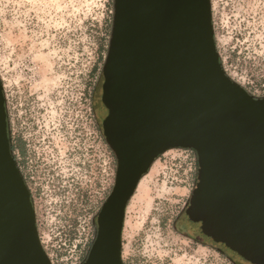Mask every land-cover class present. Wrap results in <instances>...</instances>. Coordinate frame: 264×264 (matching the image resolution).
<instances>
[{"label": "rangeland", "instance_id": "1", "mask_svg": "<svg viewBox=\"0 0 264 264\" xmlns=\"http://www.w3.org/2000/svg\"><path fill=\"white\" fill-rule=\"evenodd\" d=\"M216 48L230 79L264 97V0H210ZM113 0H0V80L8 130L33 194L48 258L79 261L112 182L101 136L102 68ZM197 180L193 150L170 149L127 204L123 264H247L202 243L183 219Z\"/></svg>", "mask_w": 264, "mask_h": 264}, {"label": "water", "instance_id": "2", "mask_svg": "<svg viewBox=\"0 0 264 264\" xmlns=\"http://www.w3.org/2000/svg\"><path fill=\"white\" fill-rule=\"evenodd\" d=\"M102 79L115 178L81 264H123L127 204L153 162L177 148L197 160L189 221L243 262L264 264V97L222 69L211 1L113 0ZM0 264H51L12 158L1 80Z\"/></svg>", "mask_w": 264, "mask_h": 264}, {"label": "flooded vegetation", "instance_id": "3", "mask_svg": "<svg viewBox=\"0 0 264 264\" xmlns=\"http://www.w3.org/2000/svg\"><path fill=\"white\" fill-rule=\"evenodd\" d=\"M101 92H102V90H101ZM100 101H101V98H100ZM101 105H102V108H103L104 110H106V108H105L104 105L102 104V101H101ZM106 112H107V110H106ZM106 116H107V113H106ZM106 116H105V117H106ZM105 117L101 120L100 130H101V136H102V138H103V141H104V143L106 144L107 149H108V151H109V153H110V156H111V159H112V173H113L112 187H113V184H114V178H115L116 160H115L114 153H113V151L111 150V148L109 147V145L107 144V142H106V140H105V137H104V134H103L102 123H103V120L105 119ZM10 149H11L12 158H13V160H14V163H15V165H16V168H17L19 174L21 175V177H22V179H23V182H24V184H25V186H26V188H27V190H28V192H29V194H30V198H31L32 205H33V199H32V198H33V197H32L33 194H32V190H31V188L29 187L28 180H27V178L25 177V175H24V173H23V171H22V169H21V166H20V160H19V157H20V156H19V154H20V155H23L22 148H21L19 145H16V144H15V141H13V139L10 138ZM153 163H154V162H153ZM112 187H111V190H112ZM111 190H110V192H111ZM110 192H109V194H110ZM109 194H108V195H109ZM108 195H107L106 198L104 199L103 203H104L105 200L107 199ZM103 203L101 204V207H102ZM101 207H100V209H101ZM100 209L98 210V212H97V214H96V216H95V224H96V218H97V216H98V214H99V212H100ZM185 220H186V219H185ZM186 221H187V220H186ZM188 222L190 223V225H192V226L197 230L198 234L200 235L199 238L202 239V243H207V242H211V243H212V242H213L212 240H210L209 238H207L205 235H203V234L201 233L200 228H199L195 223H193V222H191V221H189V220H188ZM213 244H216V245L218 246L217 249H218L221 253H226V252H228V253H229V258L231 259L232 252H230L229 250H227V248H225V247L222 246L221 244L214 243V242H213Z\"/></svg>", "mask_w": 264, "mask_h": 264}, {"label": "built area", "instance_id": "4", "mask_svg": "<svg viewBox=\"0 0 264 264\" xmlns=\"http://www.w3.org/2000/svg\"><path fill=\"white\" fill-rule=\"evenodd\" d=\"M184 151H189L188 149H184ZM87 256V255H86ZM86 257H82V259H80L79 261H70L69 263H67L66 261H63V259H59V260H55L53 261L52 259L49 258L50 263L51 264H81Z\"/></svg>", "mask_w": 264, "mask_h": 264}, {"label": "trees", "instance_id": "5", "mask_svg": "<svg viewBox=\"0 0 264 264\" xmlns=\"http://www.w3.org/2000/svg\"><path fill=\"white\" fill-rule=\"evenodd\" d=\"M220 63H221V60H220ZM8 133H9V130H8ZM9 137H10V134H9ZM10 139V138H9ZM190 151V150H189ZM183 219H187V220H189L188 218H187V216H186V213L184 212V215H183Z\"/></svg>", "mask_w": 264, "mask_h": 264}]
</instances>
